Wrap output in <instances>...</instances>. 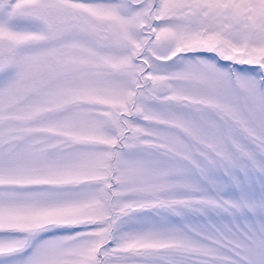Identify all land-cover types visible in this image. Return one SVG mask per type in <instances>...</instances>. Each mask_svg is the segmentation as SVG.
Returning a JSON list of instances; mask_svg holds the SVG:
<instances>
[{
	"label": "snow or ice",
	"instance_id": "1",
	"mask_svg": "<svg viewBox=\"0 0 264 264\" xmlns=\"http://www.w3.org/2000/svg\"><path fill=\"white\" fill-rule=\"evenodd\" d=\"M0 264H264V0H0Z\"/></svg>",
	"mask_w": 264,
	"mask_h": 264
}]
</instances>
